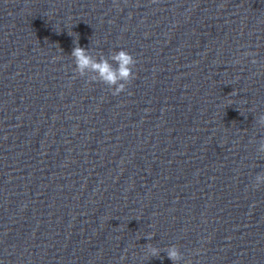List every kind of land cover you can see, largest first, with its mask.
Listing matches in <instances>:
<instances>
[{"label": "clouds", "instance_id": "clouds-1", "mask_svg": "<svg viewBox=\"0 0 264 264\" xmlns=\"http://www.w3.org/2000/svg\"><path fill=\"white\" fill-rule=\"evenodd\" d=\"M73 56L76 58L77 65L83 69L91 65L94 69L100 72L103 80L109 84H115L118 79L127 80L130 75V65L134 64L133 56L125 50H120L113 59L119 62L118 74L114 71L107 61H102L100 63H94L89 56L86 55V50L80 47L73 49ZM124 90V86L120 85L113 95H118ZM153 256L157 255L156 250H152L151 253ZM168 258L176 261L181 257V253L175 248L172 247L168 251Z\"/></svg>", "mask_w": 264, "mask_h": 264}]
</instances>
